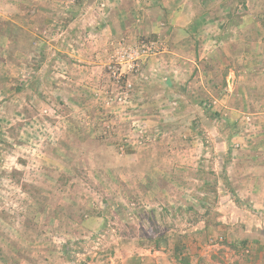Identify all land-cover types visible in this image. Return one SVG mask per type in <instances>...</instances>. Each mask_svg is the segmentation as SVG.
<instances>
[{"label":"rangeland","instance_id":"374dc122","mask_svg":"<svg viewBox=\"0 0 264 264\" xmlns=\"http://www.w3.org/2000/svg\"><path fill=\"white\" fill-rule=\"evenodd\" d=\"M113 1L0 0V264L39 258L34 241L58 245L62 261L90 259L61 249L88 241L113 264L150 250L160 264H264V207L228 185L243 130L199 90L167 83L187 62L160 64L164 35L111 29ZM130 16L141 23L143 9ZM145 42L155 52L129 60Z\"/></svg>","mask_w":264,"mask_h":264},{"label":"crops","instance_id":"0c3cea01","mask_svg":"<svg viewBox=\"0 0 264 264\" xmlns=\"http://www.w3.org/2000/svg\"><path fill=\"white\" fill-rule=\"evenodd\" d=\"M228 1L114 0L112 5H115L116 8L114 6L108 8V11H111L112 20L107 25L111 29H115L116 33L121 34L164 35L167 46L166 52L160 58L162 62L160 64L164 66L166 63L169 66L170 62L177 61L179 58L187 62L180 69L177 66L172 68V73L167 76V83L169 85L174 82L180 83L191 98L199 90L198 95L193 96L198 99H213L215 110H218L220 114L223 112L229 115L232 128L236 126V130L238 128L243 130L241 133H237V131L235 134L233 133L232 140L239 146L230 150L232 161L229 168L232 169L227 171V175L230 176L232 182L230 181L228 185L235 187L237 194L235 195L240 203H246L252 209L255 207L263 208L264 0H261V7L255 5L257 0H241V4L240 2L234 3L237 0H231L233 5H228ZM78 5H82V3ZM139 8L143 9V20L141 23L136 21L133 23L130 13H136ZM224 11H232L229 13V17H233L234 13L240 11L241 16L238 20L220 18L219 13ZM116 12H121L122 17ZM215 12L218 13V17L213 15ZM104 21L106 23V20ZM260 43L262 49H258L259 46L257 45ZM238 44L245 46L243 51L239 53L236 52L239 50ZM82 59L87 64L88 60L90 63L93 60L88 54ZM178 63L181 65L180 62ZM187 67H191L193 71L187 70L188 73L182 71ZM80 68L90 71L93 69L91 66ZM85 70H83L84 73H87L88 71L85 72ZM162 73L161 67H159L156 75L163 77ZM81 74L78 73V76ZM187 74H189L188 79L182 82V76ZM90 76L93 79L92 73ZM174 78L175 81H173ZM78 91H81V88ZM154 94L159 95L160 91L157 90ZM231 147L233 146L231 145ZM191 152L189 151L190 155ZM167 174L165 170L160 169L161 179L167 177ZM95 222L97 221L94 218V221L89 225L90 230L84 229V231L91 233V235L100 231L99 228H93ZM190 228L188 227L186 231H183L184 234H188L186 236L194 237L199 234L200 231ZM168 234H173V232L169 231ZM85 243L87 248L83 249L79 247V249L70 250L68 248L64 250V247H61L62 251L66 253L71 254L74 251L78 255L77 252L79 251L82 252L81 255L90 257L83 262L78 260L62 261L61 258L58 260L56 258L59 253H57L58 245L54 244L48 247L43 244L39 245L38 242L34 241L31 246L37 248L33 251L36 250L39 254L35 252L29 254L28 252V256L37 255L39 258L25 260L17 256L14 261L10 259L9 264H113V262L95 259L96 255L93 254L97 252H92V255L90 253L93 250V245L89 244L88 241ZM150 251L151 253L149 252L147 257L136 256L133 262L129 260L133 254H128L122 261H117L114 264H160L157 253H155L157 250Z\"/></svg>","mask_w":264,"mask_h":264},{"label":"built area","instance_id":"2783aa9c","mask_svg":"<svg viewBox=\"0 0 264 264\" xmlns=\"http://www.w3.org/2000/svg\"><path fill=\"white\" fill-rule=\"evenodd\" d=\"M157 49V42H151V43H141L137 45L136 47L131 48L127 56L129 60H135L140 57V55H146L149 53L155 52Z\"/></svg>","mask_w":264,"mask_h":264}]
</instances>
